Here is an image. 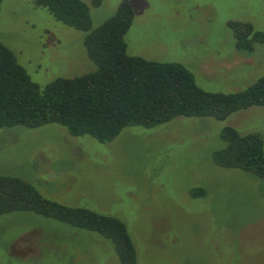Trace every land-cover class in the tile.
<instances>
[{"label":"rangeland","instance_id":"374dc122","mask_svg":"<svg viewBox=\"0 0 264 264\" xmlns=\"http://www.w3.org/2000/svg\"><path fill=\"white\" fill-rule=\"evenodd\" d=\"M82 1L92 28L127 1L134 12L127 54L179 62L204 90L234 92L264 75V42L250 53L237 50L228 24L264 32V0ZM83 36L32 0H1L0 42L40 87L96 69ZM224 126L257 132L264 142V106L222 120L176 116L149 128L127 126L105 142L57 123L2 127L0 174L31 183L46 198L120 218L138 264H264V178L214 162ZM0 264L122 263L96 232L15 211L0 215Z\"/></svg>","mask_w":264,"mask_h":264},{"label":"trees","instance_id":"16d2710c","mask_svg":"<svg viewBox=\"0 0 264 264\" xmlns=\"http://www.w3.org/2000/svg\"><path fill=\"white\" fill-rule=\"evenodd\" d=\"M32 1L56 20L84 32L83 44L96 69L75 77H57L40 87L0 42V128L57 123L71 135H89L105 142L127 126L149 128L176 116L222 120L252 105L264 106V75L238 91L212 92L199 87L193 73L179 62L127 54L124 35L134 17L127 1L96 28H92L89 7L82 0ZM99 3L92 0L93 5ZM228 24L237 50L250 53L255 43L264 42V32L250 23ZM220 137L225 146L212 155L217 165L264 178L261 134H241L224 126ZM199 193L200 189L192 190V194ZM15 211L33 212L96 232L112 242L122 264H138L134 243L120 218L46 198L31 183L0 174V215Z\"/></svg>","mask_w":264,"mask_h":264}]
</instances>
